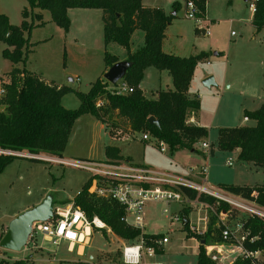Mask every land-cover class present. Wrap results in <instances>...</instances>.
Masks as SVG:
<instances>
[{
    "label": "rangeland",
    "instance_id": "374dc122",
    "mask_svg": "<svg viewBox=\"0 0 264 264\" xmlns=\"http://www.w3.org/2000/svg\"><path fill=\"white\" fill-rule=\"evenodd\" d=\"M176 1L181 3L177 12L173 7ZM253 2L255 0H208L204 24H209L211 33L206 35L197 32L195 20L187 17L185 0H142L144 6L161 7L167 14H173V20L166 30L167 51L181 56L197 55L202 51L208 53V57L197 64L194 82L188 91L192 96L200 97L201 121L208 125L207 140L211 143H216L220 127L255 125L253 119H244L245 111H253L264 105V28L258 31L252 23L250 4ZM25 8L29 10L26 20L29 24L34 22V25L30 33L25 32V36L29 37L28 57L17 66L39 74L49 82L65 83L86 92L102 75L106 67V52L121 59L128 56L127 49L119 43H106L102 9L70 8L69 26L66 29L53 20L50 10H42L43 17L39 20L34 17L36 9L32 13L27 0H0V10L9 17L13 26L21 25ZM143 44L144 31L137 29L131 38V49L137 51ZM6 47L4 42L0 43V86L4 87L9 82V71L12 69V62L4 54ZM211 71L214 74L209 76L216 79L215 84L206 86L202 80L199 83L200 77ZM140 88L146 96L156 97L159 89L174 88L173 79L166 70L148 67ZM63 103L74 109L79 107L80 99L75 93H68ZM116 122L108 127L91 113L82 115L74 123L64 157L76 151L96 160H104L105 147L112 145L119 147L123 155L133 157L134 163L138 165L179 175L186 174L188 167L174 163L166 143L167 152L163 154L156 144L149 145L139 139L134 141L129 137L124 138L130 132L128 125L122 120ZM184 152L188 155L187 166L193 164L189 160H199L198 154ZM230 158L232 164L227 163ZM197 164L192 165L194 173L199 172ZM88 175L87 171L81 169L52 166L43 161L17 157L0 174V235L14 217L44 199L58 202L76 196L82 188L83 179ZM224 184L262 185L264 168L240 160L236 150L229 152L216 148L208 158L206 185L219 189ZM185 206L186 203L175 201H149L146 204L145 231L152 234L166 233L169 238V242L164 245V252H156L148 258L150 264H196L197 243L190 240V232H185L180 222L169 219V216L181 212ZM165 208H168V213L163 211ZM205 212L210 219L211 208L208 207L207 211L204 209ZM245 215L243 211L233 210L229 217H225V222L234 226ZM105 231L93 229L84 255H79L77 246L70 249L67 241L55 244L39 232L32 238L36 244L28 240L29 243L20 251L0 247V264L27 257L31 258L33 264H72L79 260L92 264H126L122 258V248L126 241L113 232L106 231L105 234ZM232 260L233 257L229 262Z\"/></svg>",
    "mask_w": 264,
    "mask_h": 264
},
{
    "label": "trees",
    "instance_id": "16d2710c",
    "mask_svg": "<svg viewBox=\"0 0 264 264\" xmlns=\"http://www.w3.org/2000/svg\"><path fill=\"white\" fill-rule=\"evenodd\" d=\"M32 13L35 9L50 10L52 18L66 29L69 26L68 10L70 8H99L103 11L104 38L106 43L117 42L128 51L127 61L130 66L123 78L134 90L128 94H116L104 77L96 79L86 92L69 85H57L45 80L41 75L20 68L17 64L26 61L29 48V37L33 23L26 18L29 10H23L24 19L20 26H13L9 17L0 10V43L4 42L5 56L12 62L9 71L10 79L5 84L6 95L1 99L4 108L0 110V149L33 153L47 152L62 156L68 144L75 121L84 114L91 113L108 127L117 124V120L128 125L130 132L146 133L149 138L156 140L159 145L166 143L171 153L180 149L192 150L194 144L204 141L209 136L206 126L188 123L189 115L200 110L198 97L191 98L188 90L193 80L199 61L208 57L202 51L197 55L180 56L166 53L163 42L166 30L173 20V14H167L161 7L144 6L142 0H27ZM192 1L197 8V15L205 17L208 0ZM232 1V0H230ZM256 10L252 23L258 31L264 28V0H255ZM175 12L181 3H173ZM41 20V12L34 13ZM42 24V23H41ZM137 29L144 31V44L137 51H131L130 43L133 32ZM197 32H201L199 28ZM119 58L106 52V68L118 62ZM148 67L166 70L172 76L173 89H162L157 98L144 94L140 84ZM68 93H75L80 99L78 108H67L62 99ZM246 116L255 121V125H240L220 127L216 143H211L210 150L235 151L240 149L239 159L250 161L264 168V105L253 111H246ZM154 116L159 124L149 122ZM112 123V124H111ZM129 132V133H130ZM128 133V134H129ZM117 146L107 145V159H124ZM17 157L13 154L0 153V174ZM91 179L72 199L60 202L61 205L73 203L79 206L89 220L99 217L120 239L126 242H137L140 237L147 245H154L157 253L162 247L153 243L163 234H147L141 229L128 225L124 220V207L116 201H110L96 196L89 191ZM223 189L240 195L248 200L264 206V184L256 186L224 184ZM183 192L193 200L214 205L211 210L206 231L203 234L188 233L201 243L198 251L197 264H218L208 255L207 245L223 244L234 240L222 237L223 223L218 213L229 211L227 203L220 202L206 194L184 187ZM189 209H184L182 215L188 216ZM244 232L247 234L243 245L251 251L260 250L262 260L237 257L231 264H264V220L258 217H244ZM189 231L188 224L183 227ZM5 232L0 235V239ZM106 234V231H105ZM7 264H33L31 258L16 259ZM72 264H92L79 260Z\"/></svg>",
    "mask_w": 264,
    "mask_h": 264
},
{
    "label": "built area",
    "instance_id": "2783aa9c",
    "mask_svg": "<svg viewBox=\"0 0 264 264\" xmlns=\"http://www.w3.org/2000/svg\"><path fill=\"white\" fill-rule=\"evenodd\" d=\"M187 17L195 20L197 27L201 32L210 35L209 24H204V18L197 15V8L192 1L186 3ZM250 8L254 14L256 10L255 2L250 4ZM234 32H232V35ZM111 89L119 95L131 93L134 87L130 86L124 79L119 80L116 84H112ZM7 89L0 86V110L2 107L1 99L6 95ZM249 117L246 116L245 120ZM144 139H149L148 134H143ZM162 151L166 150L163 142ZM0 153L13 154L28 159L46 162L52 166L72 167L87 171L90 174L91 185L89 191L100 198L110 201H116L124 207V220L134 228H139L144 232L145 228V207L149 201L156 202H183L186 207L193 211V203L198 205V215L196 222L193 219L188 220L189 231L195 234H203L208 226V216L200 213L202 208L210 207L209 204L198 199L193 200L189 195L183 192V188L196 190L199 194H206L214 197L217 203H227L230 206L229 211L222 210L218 213L220 221L223 223L222 237L225 240L233 239V242L223 244L207 245L208 255L218 264H226L227 255L224 253L222 246L227 245L235 249L237 257L254 258L256 262L262 260V252L260 250L251 251L244 247L243 242L247 234L244 232V217H258L264 220V206L248 200L240 195H236L223 188L214 189L207 187L206 184L196 182L187 176H180L167 171H160L149 167L137 166L125 159H85V158H68L63 155H57L47 152L33 153L27 150L13 151L0 149ZM209 154L206 153L205 156ZM232 164L230 158L227 162ZM203 172L206 173L208 163L201 164ZM200 205V206H199ZM233 210H240L246 213L243 218H239L230 226L225 222V217ZM168 213V208L163 210ZM190 213V212H189ZM184 215L181 212L169 216L172 222H183ZM105 229L112 232L111 228L99 217L89 220L85 212L73 203L67 205H55L53 214L46 221H35L32 224V231L28 238L29 242L35 234L44 233V238L51 240L55 244L62 241H68L73 247L85 248L89 245L92 237L93 229ZM172 229H170L171 231ZM28 242V243H29ZM169 242L167 235L153 240V243L162 246ZM154 245H147L145 239L140 237L137 242H124L122 248V258L126 264H139L144 255H155Z\"/></svg>",
    "mask_w": 264,
    "mask_h": 264
},
{
    "label": "crops",
    "instance_id": "0c3cea01",
    "mask_svg": "<svg viewBox=\"0 0 264 264\" xmlns=\"http://www.w3.org/2000/svg\"><path fill=\"white\" fill-rule=\"evenodd\" d=\"M41 12L42 14H43V12H42V10H40V9H36L35 10V12ZM205 16H206V14H205ZM136 31V30H135ZM134 31V32H135ZM134 32H133V34H134ZM133 34H132V36H133ZM132 36H131V38H132ZM166 38V37H165ZM130 47H131V43H130ZM163 50L166 52V53H171L170 51H167L166 49H165V39H164V42H163ZM131 51H133L132 49H131ZM173 54V53H172ZM117 56V55H116ZM181 56V55H180ZM118 57V56H117ZM128 57V56H127ZM127 57H124L123 59H121L120 57H118L119 58V61L120 60H126L127 59ZM110 67H108V68H106L105 67V69H104V71H103V73H102V75L100 76V77H104V74H105V72L109 69ZM146 71V70H145ZM213 75L214 74V72H210V73H207L205 76H202V77H200V82L199 83H202L201 82V80L203 81L204 79L203 78H205L207 75L209 76V75ZM215 76V75H214ZM194 78V77H193ZM216 78V77H215ZM216 80V79H215ZM194 82V79L192 80V82H191V84ZM57 85H68V84H65V83H60V84H57ZM112 85V84H111ZM198 85V84H197ZM69 86H71V87H73L72 85H69ZM160 90H162V89H159L156 93V97H151V98H157V96H158V92L160 91ZM144 92V91H143ZM145 94V93H144ZM188 95L191 97V98H193V97H198L199 98V100H200V97L199 96H197V95H191V93H189V91H188ZM67 96V94L63 97V99H62V103H63V100H64V98ZM200 103H201V101H200ZM63 105H64V103H63ZM65 106V105H64ZM66 107V106H65ZM4 107H1V109H3ZM68 108V107H67ZM200 111L201 110H199L197 113H191L190 115H189V117H188V123L189 124H195V125H202V126H208V125H205L204 124V122L203 121H201V116H200ZM246 112V111H245ZM215 114V113H214ZM214 114H213V116H214ZM200 116V117H199ZM245 117H246V115H245ZM80 118V117H79ZM214 119H215V116H214ZM245 119V118H244ZM250 119V118H249ZM248 119V120H249ZM99 120V119H98ZM100 121V120H99ZM101 122V121H100ZM74 127V126H73ZM72 131H73V129H72ZM143 134L144 133H136V132H130L129 134H126V135H124L123 137L124 138H130V140H141V141H143V142H147L149 145H151V143H153V144H156L155 146H157L159 149H160V152L161 153H163V154H165L166 152H167V148H166V150H164V151H162V149H161V147H162V143H160L159 145L157 144V142H156V140H154V139H151V138H149V139H144L143 138ZM71 135H72V132H71ZM71 135H70V137H71ZM128 138V139H129ZM69 141H70V138H69ZM69 141H68V143H69ZM164 145H165V143H163ZM68 145V144H67ZM210 145H211V142L209 141V140H207V139H205L204 141H199V142H197V143H195L194 144V148L192 149V150H188V149H180V150H177V151H175L174 153H171V156L173 157L172 159H173V161H174V163L177 165V166H180V167H183V166H185V167H188V171H186V174L185 175H182V174H180V176H187V177H190V178H192L194 181H196V182H201V183H204V184H206L207 183V171H206V173H204L203 172V169H202V166H201V164L204 162V163H208V158H209V156H210V154H212L211 153V150H210ZM66 148H67V146H66ZM66 150V149H65ZM68 151V150H67ZM120 151H121V149H120ZM184 151H191V152H194V153H196V154H198V157H199V160H193V159H191V160H189V161H192L193 162V164L192 165H195V163H198L197 165H198V169H199V172L198 173H194V166H192L191 164L189 165V166H187V164H189V163H186L187 162V157H188V155L184 152ZM236 151H238V152H240V149H238V150H236ZM121 153V152H120ZM206 153H208L209 155L208 156H205V154ZM121 155L124 157V159L125 160H128V161H130L132 164H134V165H137V166H141V165H138L137 163H134V159H133V157H131L130 155H127V156H125V155H123L122 153H121ZM63 156H65L64 154H63ZM66 156H69L68 158H85V159H94V157H92V156H89V155H82V154H80V153H76V151H71V152H69L68 153V155H66ZM190 158H193V157H190ZM107 159V158H106ZM192 162H190V163H192ZM143 167H149V166H146V165H144ZM149 168H154V167H149ZM208 169V168H207ZM167 172H170V171H167ZM171 173H173V172H171ZM174 174H176V173H174ZM177 175H179V174H177ZM90 179V175H88L86 178H84L83 179V182H82V187H83V185L88 181ZM81 190V189H80ZM79 190V191H80ZM78 191V192H79ZM75 197V196H74ZM74 197H70V198H68L69 200H72ZM63 200H65V199H63ZM63 200H60V201H58V202H56V201H53L54 203V205H58V204H60V202H62ZM207 203V202H206ZM207 204H209V203H207ZM210 205V204H209ZM200 206V205H199ZM207 206L205 207V208H202L201 209V211H200V213L202 214V215H207V213L205 212V213H203V211H204V209L207 211ZM210 208H211V210H213V208H214V205H210ZM184 209H188V207H186V208H183L182 210H181V213H183V210ZM214 211V210H213ZM189 214H188V216H184L187 220H189V219H193V222H196V220H197V215H198V205H195V203H193V211L191 212V210L189 209ZM219 216V215H218ZM220 219V218H219ZM182 225V229H183V227L185 226L184 224H183V222L181 223ZM187 225V224H186ZM145 226H146V224H145ZM7 225L5 226V230L3 231V232H6V230H7ZM170 229H172L173 230V228H172V226H171V228ZM171 230V231H172ZM186 232V231H185ZM189 232H191V231H189ZM143 233H147V234H152V233H148V232H146L145 231V228H144V232ZM192 233V232H191ZM2 234V233H1ZM158 234V233H157ZM161 234H163V236L164 235H166V233H161ZM193 234V233H192ZM195 234V233H194ZM186 235H187V233H186ZM190 238V240H193L194 242H196L197 244H196V251H197V260H198V251H199V246H200V241L196 238V237H194V236H191V237H189ZM68 242V241H67ZM198 242H200V243H198ZM68 244H69V242H68ZM70 245V244H69ZM165 245V244H164ZM164 245H162L161 247H162V251L161 252H164L165 251V246ZM194 247H195V245H194ZM73 248H75V247H73V245L71 244L70 245V249H73ZM222 248H223V251H224V253L227 255V258H226V264H231L233 261H234V257L236 256V254H234L235 253V249L234 248H232L231 246H227V245H223L222 246ZM82 250V251H81ZM84 250H85V248H80V250H79V255H84ZM150 257H152V256H149V255H145L144 257H143V259H142V261L140 262V263H142L143 262V264H150V262L148 261V258H150ZM233 257V260L232 261H230L229 262V259L230 258H232ZM139 263V264H140ZM196 264H197V261H196Z\"/></svg>",
    "mask_w": 264,
    "mask_h": 264
},
{
    "label": "water",
    "instance_id": "95a60500",
    "mask_svg": "<svg viewBox=\"0 0 264 264\" xmlns=\"http://www.w3.org/2000/svg\"><path fill=\"white\" fill-rule=\"evenodd\" d=\"M175 13V12H174ZM130 66L127 60H120L114 63L104 74V78L111 84H116L123 79ZM204 85L210 86L215 84L213 76H208L203 80ZM149 122L158 125V120L151 116ZM53 214V201L50 198L44 199L40 204L22 212L14 217L8 224L7 230L0 239V247L11 251H20L27 244L28 238L32 231V224L35 221H46ZM188 220L183 217V224L186 225Z\"/></svg>",
    "mask_w": 264,
    "mask_h": 264
},
{
    "label": "bare ground",
    "instance_id": "6f19581e",
    "mask_svg": "<svg viewBox=\"0 0 264 264\" xmlns=\"http://www.w3.org/2000/svg\"><path fill=\"white\" fill-rule=\"evenodd\" d=\"M82 251V250H81Z\"/></svg>",
    "mask_w": 264,
    "mask_h": 264
}]
</instances>
